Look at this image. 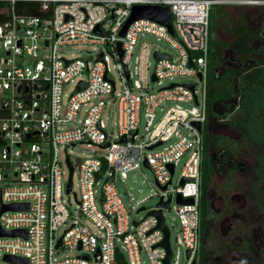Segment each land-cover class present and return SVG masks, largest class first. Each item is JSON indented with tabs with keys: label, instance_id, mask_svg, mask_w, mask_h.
Wrapping results in <instances>:
<instances>
[{
	"label": "built area",
	"instance_id": "obj_1",
	"mask_svg": "<svg viewBox=\"0 0 264 264\" xmlns=\"http://www.w3.org/2000/svg\"><path fill=\"white\" fill-rule=\"evenodd\" d=\"M27 1L38 2L40 14L17 13V2ZM221 3L0 0V228L26 231V237L0 235V264H14L5 256L25 258L27 264H120L116 249L125 264H144L141 253L147 264H165L167 250L161 245L165 234L157 228L158 216L149 213L159 209L169 233V264H191L197 260L203 129L208 121L210 14L211 7ZM134 5L166 6L174 34L162 23L138 18L121 36L119 32ZM144 34L163 39L175 53L153 49L151 43L142 39ZM79 42L99 44L95 58H66L58 54L61 46ZM155 52L169 58L155 59L150 72L149 59ZM111 61L122 85L117 96L110 76ZM176 76L190 80L170 82L149 91L150 83L161 84ZM70 82L75 87L63 105L62 90ZM184 83L195 85L191 90ZM105 97L113 101L118 112L116 140L109 138L102 118ZM166 102L174 104L165 106ZM82 108L84 116L79 118ZM157 109L163 113L154 122ZM193 123L200 124V131ZM142 125L144 135L140 138ZM166 142L169 143L165 145ZM77 144L95 145L107 152L73 162L68 149ZM59 150L64 151L65 167ZM184 155L179 182L174 185L175 167ZM67 157L73 173L77 171L78 175L79 195L73 192L76 212L92 222L94 231L76 220L57 237V229L73 217L62 199L63 193L68 195L74 186L72 181V188L66 192ZM103 160L106 168L96 178ZM141 162L153 174L158 202L169 200V205L157 206V202L146 207L139 202L130 217L117 191L116 179L126 180L128 172L139 168ZM110 177L112 180H108ZM178 196L191 202H178ZM9 204L27 207L1 211L3 205ZM165 212L169 213L170 224ZM139 213L145 214L136 219ZM171 227L175 229V248L170 243ZM59 239L61 246L56 247ZM61 249L76 250L81 255L55 262L53 256Z\"/></svg>",
	"mask_w": 264,
	"mask_h": 264
},
{
	"label": "flooded vegetation",
	"instance_id": "obj_2",
	"mask_svg": "<svg viewBox=\"0 0 264 264\" xmlns=\"http://www.w3.org/2000/svg\"><path fill=\"white\" fill-rule=\"evenodd\" d=\"M221 1L210 14V44L222 46L213 74L235 86L234 93L213 105L203 129L212 179L200 201V211L206 213L203 264H264V187L258 184L264 174L258 171L264 161V142L252 140L249 133V153L238 151L233 156L224 140L242 143L240 129L228 123L233 107L241 104L235 94L237 85L248 73L253 81L264 82V77L258 79L264 70V0ZM245 44L249 53L244 52Z\"/></svg>",
	"mask_w": 264,
	"mask_h": 264
},
{
	"label": "rangeland",
	"instance_id": "obj_3",
	"mask_svg": "<svg viewBox=\"0 0 264 264\" xmlns=\"http://www.w3.org/2000/svg\"><path fill=\"white\" fill-rule=\"evenodd\" d=\"M143 40L148 41L152 44V48H158L161 50H167L171 53H175L174 49L163 39H157L153 35L144 34L142 36ZM100 45L97 43H91V42H79V43H72V44H66L60 47L58 50V54L62 55L66 58H95L98 50L100 49ZM150 66L149 70L152 72L155 58L151 55L150 59ZM260 77L258 79H262L264 77V70L260 71ZM110 76L115 81L116 85V91L115 96L118 95V93L122 90L121 81L118 75V71L116 67H114V61L110 62ZM190 79H186L185 77L176 76L173 77L171 80L165 79L162 81L161 84H151L149 85V91H156L158 88L162 86H166L170 82L174 83H180L184 82ZM258 81H255L254 83V90L249 93L248 95V107L250 108L251 114L249 119V133L252 140H257L260 142H264V82L263 85H257ZM75 87V83H67L64 85L62 90V103L65 105L67 95L70 94ZM247 97V96H246ZM105 105L102 110V118L105 121L106 124V131L108 133L109 138L116 140L118 135V128H117V118H118V112L116 109V105L113 103L112 100H110L109 97L104 98ZM94 102H97L95 100ZM172 102H166L164 103L165 106L173 105ZM184 107L190 108L191 105L187 103H180ZM162 111L159 109L156 110L154 122L159 120V118L162 115ZM84 116V109L82 108L79 111V118H82ZM143 122V121H142ZM143 125L141 128V136L143 134ZM181 131L186 134L187 130L181 129ZM169 142H166L165 145H167ZM107 152V149H100L99 147L95 145H86V144H77L74 147H70L68 149V153L70 154V158L73 162H76L77 160H83L86 158L94 157V156H100L104 155ZM59 158L61 160V164L63 167L66 166L64 162V151L59 150ZM186 156H182L180 158L179 164L175 167V173L173 176V184L176 185L179 182L180 178V172L182 169L183 162L185 161ZM260 173H264V161L262 163H259L258 165V171ZM67 175L64 176L65 179H67ZM263 177L262 180L258 182L260 184L261 188L264 187V174L261 175ZM77 171L73 173L72 181H73V191L68 193V195L64 192L62 199L64 201V204H66L67 207L71 209L73 212V217L66 222L65 225L60 226L56 231V236L60 237L63 231L71 224L73 221L79 220L81 223H83L85 226H87L90 230L94 231L93 224L88 218L80 217L77 214V203L74 198L73 192L79 195L78 187L76 186L77 183ZM116 188L119 194L122 196L124 205L129 210L130 217L133 215V211L138 207V203L140 202L141 205L150 207L154 206L158 200L159 197L154 193L156 190V184L154 181L153 174L149 167L145 166L142 162L140 164L139 168L133 169L128 172V177L126 180L121 181V179L118 177L116 179ZM264 198V196L262 197ZM170 214L173 215V213L170 211ZM169 213L165 212L166 221L168 224H170V217ZM145 213H139L136 216V219H140L144 216ZM175 225H177V222H175ZM170 243L172 248L176 247L175 242V229L173 227L170 228ZM182 249L180 250V263L182 262ZM81 255L80 252L76 250H70V249H61L56 252V254L53 256V260L60 261L67 257H74ZM141 259L144 261V264H147L146 257L143 253H141Z\"/></svg>",
	"mask_w": 264,
	"mask_h": 264
},
{
	"label": "trees",
	"instance_id": "obj_4",
	"mask_svg": "<svg viewBox=\"0 0 264 264\" xmlns=\"http://www.w3.org/2000/svg\"><path fill=\"white\" fill-rule=\"evenodd\" d=\"M16 12L17 13H24V14H40L39 10V3L35 1H27V2H17L16 4ZM211 32V30H210ZM240 41H237V44ZM246 45V48L244 52H247L248 45ZM222 46H220L218 49L214 46L210 45V52L208 56V77H207V114H213V105L220 103L222 99L229 97L231 93H234L233 88L234 84H228L227 78H217L216 75L213 74L214 67L219 62V49ZM256 73V72H255ZM253 73V74H255ZM257 73H259L257 71ZM250 77V78H249ZM249 79V80H248ZM251 73H248L241 83L237 85V89L235 91V94L239 96V99L241 101V104H239L236 107H233L232 113L228 115L229 120L228 123H230L232 126L240 129L241 131V137L240 141L241 144H236L234 141H231L230 138H224L227 149L229 150L230 155H237L238 151L240 153L245 152V154L249 153V150L251 148L252 144H249V130H247V125H249V119H250V108L248 107V95L250 92L254 90V83L255 81H251ZM257 85H263V82L257 83ZM247 96V97H246ZM236 106V105H235ZM235 108V109H234ZM209 117V116H208ZM207 131L205 130V133ZM203 164L201 165V180H200V187L202 186V192H201V198L203 200L204 193H205V187L210 184L212 181L211 179V168L208 163V157L206 154V150L203 149ZM205 211H201L200 215V246L199 251L197 255V262L198 264H203L204 257H205V250L207 247V244L204 243V226H205Z\"/></svg>",
	"mask_w": 264,
	"mask_h": 264
},
{
	"label": "water",
	"instance_id": "obj_5",
	"mask_svg": "<svg viewBox=\"0 0 264 264\" xmlns=\"http://www.w3.org/2000/svg\"><path fill=\"white\" fill-rule=\"evenodd\" d=\"M138 18H148L151 20H155L159 23H162L164 25L167 26L169 32L171 34H174L173 29L171 27V15L168 11V8L166 6H161V5H134L131 9V13L129 18L127 19V21L125 22L123 28L120 30L119 34L122 36L124 35V32L126 30V28L128 27V25L133 21L136 20ZM46 44V43H45ZM118 48H120V43L117 44ZM121 54V52H120ZM154 57L155 59H160L163 57L169 58L168 55L166 54H160L155 52L154 53ZM191 64V62L189 63ZM198 78L201 79V73L197 74ZM152 79L155 80L154 75H152ZM81 85V82L79 83ZM80 85L77 86V89L80 88ZM185 86H187L189 89H193L195 83H184ZM172 86V85H171ZM195 102H196V98ZM193 125L197 128V130L200 131V124L199 123H193ZM136 133V131H135ZM122 140H124V138H122ZM160 144L157 143L156 145ZM153 147V146H152ZM66 163L68 165L69 168V175H68V181H67V185H66V192H68L71 188H72V173H73V165L70 162L69 158H66ZM106 162L103 160V166L101 168L100 171H98L96 173V178H99L105 168H106ZM170 171H173V166L170 165ZM108 180H112V177H110ZM165 186H162V189H164ZM104 200L103 195L101 196V201ZM178 202H191V199L187 198V199H183L181 198V196L177 197ZM169 205V200L166 202H158L157 206H164V207H168ZM27 207V204H9V205H3L1 207V211L4 210H21ZM143 208H140L139 210H142ZM149 213H154L158 216L159 218V224L157 225V228L163 230L165 236H164V240L161 242V245H163L166 250H167V256L164 260L165 264H169L170 258H171V251H170V247H169V233H168V229L164 223V218L162 216L161 213V209L157 210V211H150ZM0 235L1 236H17V235H22L26 237V231L24 230H13V231H4L0 228ZM61 246V240L59 239L57 242L56 247H60ZM189 252L186 251V256L188 257ZM116 258L119 261L120 264H125V261L123 260V256L122 254L118 251V249H116ZM5 259L8 260L9 262H12L14 264H27V260L25 258H20V257H13V256H5ZM191 264H196V260H193Z\"/></svg>",
	"mask_w": 264,
	"mask_h": 264
}]
</instances>
